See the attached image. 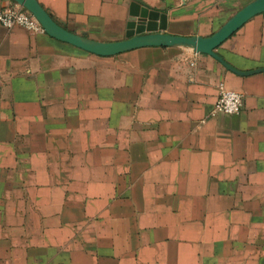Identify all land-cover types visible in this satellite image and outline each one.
<instances>
[{
  "label": "crops",
  "instance_id": "crops-1",
  "mask_svg": "<svg viewBox=\"0 0 264 264\" xmlns=\"http://www.w3.org/2000/svg\"><path fill=\"white\" fill-rule=\"evenodd\" d=\"M136 1L161 33L210 38L256 0ZM38 2L72 34L127 39L131 0ZM216 53L240 73L0 26V264H264V13ZM221 84L240 114L214 113Z\"/></svg>",
  "mask_w": 264,
  "mask_h": 264
},
{
  "label": "water",
  "instance_id": "water-1",
  "mask_svg": "<svg viewBox=\"0 0 264 264\" xmlns=\"http://www.w3.org/2000/svg\"><path fill=\"white\" fill-rule=\"evenodd\" d=\"M12 1L30 12L51 37L98 56H116L143 47L177 46L192 49L196 53L208 54L235 73L240 72L224 62L216 50L252 17L264 13V0H256L239 11L212 37H183L161 33L167 29L166 16L142 7L136 0H131L127 39L121 42L102 43L77 36L59 26L38 0Z\"/></svg>",
  "mask_w": 264,
  "mask_h": 264
},
{
  "label": "built area",
  "instance_id": "built-area-1",
  "mask_svg": "<svg viewBox=\"0 0 264 264\" xmlns=\"http://www.w3.org/2000/svg\"><path fill=\"white\" fill-rule=\"evenodd\" d=\"M0 26L7 29L19 27L31 32H43L37 19L17 3L0 8ZM243 103L241 94L230 91L221 84L220 95L213 111L215 114L238 115L243 109Z\"/></svg>",
  "mask_w": 264,
  "mask_h": 264
}]
</instances>
